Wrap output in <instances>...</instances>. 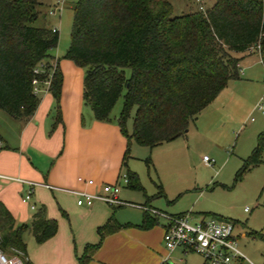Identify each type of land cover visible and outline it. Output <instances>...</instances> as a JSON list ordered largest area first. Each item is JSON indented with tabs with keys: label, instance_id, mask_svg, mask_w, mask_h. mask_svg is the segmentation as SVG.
<instances>
[{
	"label": "trees",
	"instance_id": "16d2710c",
	"mask_svg": "<svg viewBox=\"0 0 264 264\" xmlns=\"http://www.w3.org/2000/svg\"><path fill=\"white\" fill-rule=\"evenodd\" d=\"M40 1L0 0V110L15 120L30 118L38 104L31 81L40 85L48 79L54 126L59 123L61 74L58 59L53 66L48 62V52L58 37L50 28L33 26ZM71 13L69 43L61 59L83 69V105L95 121L109 122V113L123 92L115 120L126 142L121 165L131 141L152 149L182 136L227 82L237 78L239 59L234 55L246 53L257 42L261 47L264 32V0H214L204 11L178 17H171L166 0H76ZM37 68L40 72L34 74ZM124 69L129 70L127 78ZM131 109L127 134L125 121ZM263 143L264 129L248 163H259ZM124 177L130 188H140L135 174L127 171ZM157 189L156 195L161 196ZM151 225L143 212L139 227ZM113 226L107 221L97 228L100 241ZM55 231L56 223L46 218L43 207L29 225L15 226L0 203V252L18 251L22 264H30L22 235L28 233L41 244ZM250 236L264 242L257 232ZM98 245H87L77 264H86Z\"/></svg>",
	"mask_w": 264,
	"mask_h": 264
},
{
	"label": "crops",
	"instance_id": "0c3cea01",
	"mask_svg": "<svg viewBox=\"0 0 264 264\" xmlns=\"http://www.w3.org/2000/svg\"><path fill=\"white\" fill-rule=\"evenodd\" d=\"M48 54V62L54 63L57 58L52 50ZM245 55L248 54L234 55L239 59L238 70ZM57 66L61 74L59 123L53 126L54 102L46 87L40 84L36 94L38 104L33 115L25 120L7 116L2 118L0 128V176L42 185L33 188L30 202L34 204L35 210L31 211L20 200V194L26 187L0 179V203L12 217L15 226L29 225L32 215L40 207H43L46 218L56 223V231L51 238L41 244L33 240L30 242L27 260L30 264H77V259L87 245L99 243L86 264L185 263L184 258L191 253L183 254L180 250L167 253L163 248L162 220H155L147 214L152 225L140 228L142 210L137 220L130 221L124 216L119 217L115 208L105 207L101 203H94L88 208L78 207L75 198L63 191H92V187L85 186L86 180H92L95 184L119 186L118 179L123 176L120 177L119 172L126 142L119 133L116 119L112 118L109 122L95 121L89 108L83 105L81 70L68 60L58 61ZM143 206L171 216L187 213L171 214L151 206L147 201ZM217 218L232 222L235 229V222ZM107 221L114 226L100 241L96 230ZM234 234L237 244L241 242L239 251L246 253L249 260H235L233 264H264L258 260L256 251L246 243L248 239H253L250 232ZM24 235L31 236L24 233L23 240ZM198 259L199 264H203Z\"/></svg>",
	"mask_w": 264,
	"mask_h": 264
},
{
	"label": "rangeland",
	"instance_id": "374dc122",
	"mask_svg": "<svg viewBox=\"0 0 264 264\" xmlns=\"http://www.w3.org/2000/svg\"><path fill=\"white\" fill-rule=\"evenodd\" d=\"M56 1H40L37 8L39 15L33 26H53L56 29L58 40L51 50L60 61L64 60L61 56L69 43L71 7L76 0H62L58 6L55 5ZM166 1L171 7V17H178L200 9L204 11L211 7L214 0ZM55 7L54 16L49 15ZM50 65L53 66V63ZM246 66L250 67L245 69ZM239 68L241 73L238 71L237 78L228 81L226 89H222L193 118L182 136L152 149L138 146L132 141L128 144L127 157L124 165L120 166L119 176L126 175L127 171L135 174L140 188H130L126 178H119L120 200L138 206H143L147 201L151 206L171 214L190 212L195 219L200 215L223 217L235 222L234 232L245 231L249 234L255 231L264 236V143L259 163L247 161L258 134L264 129V113L257 109L262 106L264 111V32L261 50L245 55ZM80 70L83 74V69ZM123 73L125 78L129 76L128 69H124ZM122 95L123 92L113 105L110 119L117 118ZM132 115L133 109L125 121L127 134L131 131ZM2 118L8 117L0 110V128ZM202 156L212 161L209 166L202 163ZM237 173L240 174L238 178ZM157 187L162 192L161 196L156 195ZM115 209L119 217L124 216L130 221L137 220L141 215V210L134 207ZM243 209H247V212L244 213ZM23 238L28 252L33 239L25 235ZM240 243L237 244L238 249ZM246 243L256 251L258 260L263 263L264 242L253 238ZM4 254L10 256L12 251ZM242 254L249 260L246 253ZM184 259L186 262L180 264L200 262L193 254H188Z\"/></svg>",
	"mask_w": 264,
	"mask_h": 264
},
{
	"label": "built area",
	"instance_id": "2783aa9c",
	"mask_svg": "<svg viewBox=\"0 0 264 264\" xmlns=\"http://www.w3.org/2000/svg\"><path fill=\"white\" fill-rule=\"evenodd\" d=\"M58 4L61 5L62 0L56 1L55 5L58 6ZM55 9L56 7L53 12H49V15L54 16ZM51 31L55 32L56 29L51 28ZM260 50V43L257 42L254 46L249 47L246 53L259 52ZM40 68L34 69L33 73L38 74ZM42 84L47 87L48 79L44 80ZM31 85L33 94H38L39 83L32 80ZM257 109L261 114L264 113L262 106H258ZM201 161L205 166H209L212 162L206 156H202ZM122 178H125L124 175ZM0 179L24 185L26 189L20 194V200L27 204L29 210H35L30 198L33 188L42 185L17 178L0 176ZM84 184L87 187H92L93 190H63L75 198V205L78 207L88 208L94 203L105 204L111 208L134 207L142 210L155 220H162L164 222L162 245L167 253L174 250H180L183 254L191 253L198 256L203 264H233L235 260H245L243 254L237 248L236 236L233 232L234 224L230 221L204 215H200L195 219L189 212L171 216L153 208L121 201L118 198L119 186L117 184H95L92 180H86ZM43 187L49 188L48 186ZM243 212L246 213L247 209H244ZM11 251L10 256L0 252V264H22V254L15 250Z\"/></svg>",
	"mask_w": 264,
	"mask_h": 264
},
{
	"label": "water",
	"instance_id": "95a60500",
	"mask_svg": "<svg viewBox=\"0 0 264 264\" xmlns=\"http://www.w3.org/2000/svg\"><path fill=\"white\" fill-rule=\"evenodd\" d=\"M187 130H185L184 132H186Z\"/></svg>",
	"mask_w": 264,
	"mask_h": 264
}]
</instances>
